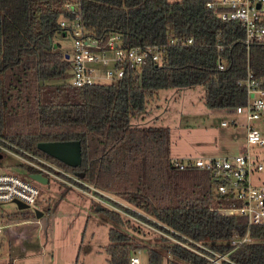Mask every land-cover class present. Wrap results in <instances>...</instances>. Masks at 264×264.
<instances>
[{"label":"trees","instance_id":"16d2710c","mask_svg":"<svg viewBox=\"0 0 264 264\" xmlns=\"http://www.w3.org/2000/svg\"><path fill=\"white\" fill-rule=\"evenodd\" d=\"M64 1L0 0V138L72 173L82 172L81 186L109 194L93 190L126 213L191 246L195 244L175 231L226 254L214 264H264V224L248 226L246 217L212 208L217 195L210 173L172 166L168 127L131 124L159 89L203 85L208 108L245 104L247 92L239 81L249 71L264 89V40L247 46L240 23L220 19L222 7L207 6L214 0H82L81 23L97 39L118 32L125 48L164 42L169 35L192 37L194 44L168 46L160 63L146 58L140 71L127 67L116 83L75 87L68 82L70 52L53 44L56 32L63 35L60 20L74 17L63 9ZM70 140L81 146L76 167L37 147L40 142ZM23 167L27 173L34 171ZM97 210L116 226L131 225L116 209ZM131 227L142 232L139 224ZM247 232L250 241L230 243ZM154 238L157 247H139L127 232L111 227L105 246L109 264H128L137 249L146 255L144 264L209 263L161 234Z\"/></svg>","mask_w":264,"mask_h":264},{"label":"built area","instance_id":"2783aa9c","mask_svg":"<svg viewBox=\"0 0 264 264\" xmlns=\"http://www.w3.org/2000/svg\"><path fill=\"white\" fill-rule=\"evenodd\" d=\"M82 0H66L62 7L74 15L71 20L61 19L60 27L63 35L70 34L73 38L72 50L70 52V76L68 82L75 87L89 86L94 84H113L124 76L127 67L140 71V65L146 58H151L157 63L161 62L163 51L172 45L194 44L192 37L168 36V39L159 43H140L128 48L123 45L122 35L111 32L104 40L97 39L84 28L81 23L80 6ZM222 7L218 16L222 20H234L240 23L244 31V41L247 46L253 41L264 40V0H214L207 2V6ZM219 50L222 46H218ZM225 67L221 57L218 60V68ZM239 83L245 87L247 100L245 104L234 108L236 114H242L245 118V144L243 150L233 154L206 157H173L172 166L179 169H199L210 173L214 184V192L217 197L213 200L212 208L227 215H242L246 217L248 226L252 224H264V183L254 175L264 172V158L252 154L255 146L264 145V135L256 125L264 113V89L259 87V82L253 77L252 72L240 80ZM235 124L236 120L229 121ZM228 121H221V125H227ZM16 155L23 160V165H29L34 171L29 173H40L52 178L55 182L76 188L83 193L89 194L100 203L108 202L93 192L109 196L103 191L89 185V188L81 186L85 182L81 178L58 164L33 155L19 147L6 142L0 138V154ZM1 156V157H2ZM22 178L13 173L0 172V205L6 202L19 200L33 205V201L40 191L34 184V180ZM38 183V182H36ZM39 184V183H38ZM90 191V192H86ZM98 201V202H99ZM33 208V207H32ZM138 222L158 234L169 238L192 250L194 253L208 260V264L220 263L226 259V254L212 250L209 246L195 241L175 231L181 237L195 244L191 246L187 242L168 234L164 230L148 224L141 219ZM173 231V229L166 227ZM4 232V226L0 223V234ZM250 241L248 232L241 239L231 240L232 245ZM169 259L171 255L169 254ZM128 264H144V259L138 253H132ZM164 264H171L165 260Z\"/></svg>","mask_w":264,"mask_h":264},{"label":"rangeland","instance_id":"374dc122","mask_svg":"<svg viewBox=\"0 0 264 264\" xmlns=\"http://www.w3.org/2000/svg\"><path fill=\"white\" fill-rule=\"evenodd\" d=\"M53 44L60 51L68 53L72 50L73 38L69 33L62 35V33L56 32L53 36ZM152 93L146 106L131 118V124L138 127H168L170 157L220 156L243 150L246 136L244 116L236 114L234 109L230 107L208 108L205 104V88L203 85L159 89ZM232 117L236 120L235 124L229 122ZM224 120L228 121L227 125H221V121ZM256 125L264 135V113ZM252 154L264 158V145L255 146L252 149ZM0 172L13 173L22 178H27L23 160L9 153H4L0 158ZM256 177L264 183V172H258L254 175L255 183H257ZM49 179L55 182L52 178ZM55 183L62 185L64 191L71 189L75 193L83 194L89 199V204L87 206L80 205L65 197V192L59 193L45 184L34 182L40 189L34 205L26 209H19L14 202H6L0 205L1 224L14 222L16 215L25 217L28 212L34 214L32 208L34 206L42 209L46 214L48 213L49 218L43 225L45 233L49 234L50 229L56 227L53 235L54 239H58L57 241L49 243L42 253L37 247L32 249L36 253H22V255L28 254V256L15 258L14 264H109L105 246L109 242V229L111 227H119L127 232L139 247L142 245L157 247L159 245L154 238L157 232L143 226L141 227L142 232L139 233L131 227V225H137L140 221L137 216L126 213L115 205L106 202L100 203L99 200L93 199L89 195L91 193H83L74 187L59 182ZM111 197L128 206L120 198L114 195H111ZM95 202L100 203L97 206H108L118 210L131 221V225L116 226V224L105 218L96 209V206L95 208L91 206ZM128 207H131L137 213L146 215L133 206ZM83 217V225L77 230L76 228L80 226ZM42 218L44 219V217ZM61 223H65L71 228L70 230L75 229L73 234L64 235ZM47 224H49L48 227ZM30 226L31 223L27 220L22 221L19 225L11 226L10 242L13 247L32 239L28 231ZM2 235L1 233L0 240L6 238ZM136 253L140 254L145 260L146 255L142 249H137ZM5 260L6 258L1 256L0 264H6Z\"/></svg>","mask_w":264,"mask_h":264},{"label":"water","instance_id":"95a60500","mask_svg":"<svg viewBox=\"0 0 264 264\" xmlns=\"http://www.w3.org/2000/svg\"><path fill=\"white\" fill-rule=\"evenodd\" d=\"M68 58V55H66ZM38 149L47 153L48 155L54 157L55 159L69 165L76 167L81 163V146L78 140L70 141H49V142H40L37 145ZM0 154V158H1ZM79 177L83 176L82 172L76 173ZM28 177L40 184H45L51 188H54L59 193L65 192L64 196L72 199L76 203L87 206L89 204V199L81 193H75L71 189L64 191V187L60 184H57L53 181L47 179L40 173H29ZM14 203L19 209L29 208V204L15 200ZM100 206H96V209H100ZM35 217L39 218L43 216V212L39 209L34 208ZM70 229L68 226L64 227V233H69ZM9 264V263H6Z\"/></svg>","mask_w":264,"mask_h":264},{"label":"crops","instance_id":"0c3cea01","mask_svg":"<svg viewBox=\"0 0 264 264\" xmlns=\"http://www.w3.org/2000/svg\"><path fill=\"white\" fill-rule=\"evenodd\" d=\"M257 121H256V124H257ZM238 151H240V150H238ZM238 151H235L234 153H236ZM229 154H233V153H229ZM34 208L41 210L43 212V216L37 218V217H35V213L33 214L31 212H28L27 216H25V217L16 215V217L14 218L15 220H13L14 222L2 224L4 226V232L2 233L3 234L2 236H6V238L0 240V257L1 256L5 257L6 263L14 264L15 258L28 256V254L22 255V253H36L35 251L32 250L34 247L39 248L41 253H42L43 250L47 247V245L49 243L58 240V239H54V235H53L54 230L56 229L55 226L50 229L49 234H47L43 231V225L47 221V219L49 218L48 213L46 214L45 211H43L42 209H40L38 207L33 206V210H34ZM42 217H44V219ZM84 217L82 219L80 226L78 228H76L77 230L80 229V227L83 225ZM24 220H27L31 223V226L28 228V231L30 232L32 239L27 241L26 243H22V244H19V245H16L15 247H13L11 245V242H10L11 226L12 225H19ZM57 223H60V222H57ZM61 225L63 226L62 230H63L64 235H67V236L72 235L73 232L75 231V229H73V230H70L69 233H64V227L67 225L65 223H61ZM36 228H37V230H36ZM69 229H71V228L69 227ZM17 254H18V256H16Z\"/></svg>","mask_w":264,"mask_h":264},{"label":"bare ground","instance_id":"6f19581e","mask_svg":"<svg viewBox=\"0 0 264 264\" xmlns=\"http://www.w3.org/2000/svg\"><path fill=\"white\" fill-rule=\"evenodd\" d=\"M38 194H39V192H38ZM38 194L36 195V197H35V199H34V201H33V205L35 204V201H36V199H37ZM47 220H48V219H47Z\"/></svg>","mask_w":264,"mask_h":264}]
</instances>
